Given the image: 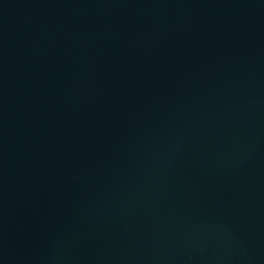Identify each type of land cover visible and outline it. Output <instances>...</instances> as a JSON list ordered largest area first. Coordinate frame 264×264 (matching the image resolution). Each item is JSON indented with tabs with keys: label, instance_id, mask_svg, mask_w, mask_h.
Listing matches in <instances>:
<instances>
[{
	"label": "water",
	"instance_id": "95a60500",
	"mask_svg": "<svg viewBox=\"0 0 264 264\" xmlns=\"http://www.w3.org/2000/svg\"><path fill=\"white\" fill-rule=\"evenodd\" d=\"M0 264H264V0H0Z\"/></svg>",
	"mask_w": 264,
	"mask_h": 264
}]
</instances>
